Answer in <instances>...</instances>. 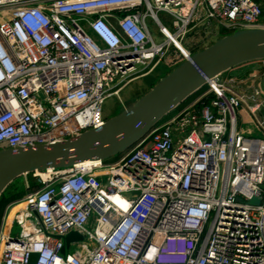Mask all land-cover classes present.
Returning a JSON list of instances; mask_svg holds the SVG:
<instances>
[{"label":"built area","instance_id":"1","mask_svg":"<svg viewBox=\"0 0 264 264\" xmlns=\"http://www.w3.org/2000/svg\"><path fill=\"white\" fill-rule=\"evenodd\" d=\"M262 18L258 0H0V150L100 128L105 100L170 45L190 54L195 27ZM225 71L116 159L31 173L39 186L4 208L0 264H264V61ZM70 232L83 239L65 247Z\"/></svg>","mask_w":264,"mask_h":264},{"label":"water","instance_id":"2","mask_svg":"<svg viewBox=\"0 0 264 264\" xmlns=\"http://www.w3.org/2000/svg\"><path fill=\"white\" fill-rule=\"evenodd\" d=\"M256 58H264V29L233 32L188 54L141 99L123 113L107 119L100 128L48 147L0 150V195L21 175L48 167L65 168L85 160L108 159L121 153L198 89L205 78ZM82 239L79 233L70 232L64 237V245Z\"/></svg>","mask_w":264,"mask_h":264},{"label":"rangeland","instance_id":"3","mask_svg":"<svg viewBox=\"0 0 264 264\" xmlns=\"http://www.w3.org/2000/svg\"><path fill=\"white\" fill-rule=\"evenodd\" d=\"M260 3L262 10L264 11V1L258 0ZM158 17L165 25H169V19L168 17L163 13H158ZM149 23V21H148ZM261 25H264V18L261 20ZM150 28L152 33L155 35L156 41H159L162 39V37L159 35H156V26L153 24H150ZM214 29L204 27H195L193 34L187 35L184 38L183 41V48L188 51L189 49L196 47L198 50H201L203 48L208 47L212 43H214L217 39L215 38V32ZM89 33L90 31L87 30ZM217 31V30H215ZM190 52V50H189ZM191 54V52H190ZM184 61V58L179 53L177 49H175L173 46L168 47L167 55L160 60V62L156 65V67L153 69L151 73L145 76L137 77L125 84L118 96H111L108 97L103 105V113L104 116L107 119L112 118L120 113H123L127 109H129L135 102H137L139 99H141L146 93H148L158 81L166 77L168 74H170L179 64H181ZM262 61H264V58H256L252 60L246 61L248 66L247 69L250 67L258 66L262 64ZM237 66V65H236ZM243 72V71H242ZM29 174H24L19 177H17L15 180H13L9 184V191L22 192L25 189H27V186H32L34 183V178L37 180L38 177L32 176L30 177ZM34 177V178H33ZM39 182V181H38ZM35 185V184H34ZM35 187V186H32ZM1 196V195H0ZM250 203H257L258 200L256 198H251L249 200ZM18 231V226L15 225L14 232L15 234ZM73 247H71L72 249Z\"/></svg>","mask_w":264,"mask_h":264},{"label":"trees","instance_id":"4","mask_svg":"<svg viewBox=\"0 0 264 264\" xmlns=\"http://www.w3.org/2000/svg\"><path fill=\"white\" fill-rule=\"evenodd\" d=\"M257 1V0H256ZM220 33L221 34H230L231 32L230 31H228V30H225L224 28H221V30H220ZM190 50V52L191 53H193V52H195V51H197L198 50V48H196V47H193V48H191V49H189ZM194 93V92H193ZM193 93L192 94H190L191 96L187 99V100H189L192 96H193ZM116 157L117 156H113V157H111L110 159H116ZM29 176L31 177L32 175L31 174H29ZM34 178V177H33ZM34 183L32 184V186H35V187H32V186H28V188L27 189H25L24 191H22V192H17L16 193V191L15 192H13L12 190L11 191H9L8 189H9V185L5 188V190L2 192V194H1V196H0V221H1V217H2V214H3V211H4V208H5V206L9 203V202H11L12 200H15V199H17V198H20L21 196H23L26 192H27V190L28 189H34V188H36V187H38L39 186V182H38V180L36 179V178H34ZM35 184V185H34Z\"/></svg>","mask_w":264,"mask_h":264},{"label":"crops","instance_id":"5","mask_svg":"<svg viewBox=\"0 0 264 264\" xmlns=\"http://www.w3.org/2000/svg\"><path fill=\"white\" fill-rule=\"evenodd\" d=\"M213 24V23H212ZM213 28H215L214 29V34H215V38L216 39H219V38H221V37H223V36H226V35H228V34H221L220 33V30H221V28H219L216 24H213L212 25V29ZM215 30H217V31H215ZM198 51V50H197ZM247 66H248V64H247V62H243V63H240V64H238L237 66H234V67H231V68H229V69H227L224 73H223V75H237V74H239V73H243V72H246L247 71ZM243 71V72H242ZM261 86H262V88H264V83H262L261 84ZM191 95H189V97H190ZM188 96L183 100V101H181L180 103H178L174 108H172L168 113H166L161 119H164V118H167L168 116H170V115H172V114H174L175 112H176V110L179 108V107H181L184 103H186L188 100V98H189Z\"/></svg>","mask_w":264,"mask_h":264},{"label":"bare ground","instance_id":"6","mask_svg":"<svg viewBox=\"0 0 264 264\" xmlns=\"http://www.w3.org/2000/svg\"><path fill=\"white\" fill-rule=\"evenodd\" d=\"M84 164H93V163H99V159H94V160H85V161H82ZM78 163V162H77ZM48 171H51V167H48L46 170L44 171H37L39 172V174L44 178L48 175Z\"/></svg>","mask_w":264,"mask_h":264}]
</instances>
